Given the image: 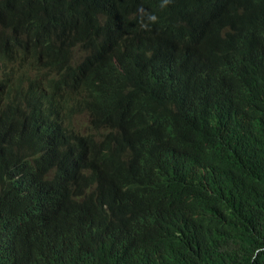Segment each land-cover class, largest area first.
<instances>
[{
    "label": "trees",
    "instance_id": "1",
    "mask_svg": "<svg viewBox=\"0 0 264 264\" xmlns=\"http://www.w3.org/2000/svg\"><path fill=\"white\" fill-rule=\"evenodd\" d=\"M55 3L41 17L28 4L0 2V24L11 28L0 42V75L14 42L45 74L28 100L42 148H22L14 127L0 152V192L13 199L0 264H19L26 239L46 248L50 264H173L161 239L182 242L199 230L222 260L264 257V90L251 92L247 80L264 61V0ZM190 34L196 49L185 52ZM139 67L155 96L126 91ZM208 69L228 81L214 99L204 95ZM45 121L96 124L99 140H55ZM118 128L144 139L154 180L145 172L137 188L114 185L102 150ZM105 234L127 236V246L104 248Z\"/></svg>",
    "mask_w": 264,
    "mask_h": 264
},
{
    "label": "clouds",
    "instance_id": "2",
    "mask_svg": "<svg viewBox=\"0 0 264 264\" xmlns=\"http://www.w3.org/2000/svg\"><path fill=\"white\" fill-rule=\"evenodd\" d=\"M25 3L41 17L52 15L56 0H14ZM81 6L92 4V0H78ZM91 6V5H90ZM190 43L184 47L185 52L196 49L197 39L194 34L189 36ZM22 43L14 42L6 57V65L0 75V152L4 153L7 145L4 136L17 127L23 131V139L20 146L25 149L39 150L43 146L40 140L39 117L28 102L31 94L42 91L45 86V74L43 68L36 62L34 57L26 55ZM264 61L250 66L247 71V80L251 92L258 93L264 90ZM204 95L214 99L220 97L228 90V81L215 70H205L202 73ZM260 86V87H259ZM126 91L138 97L150 98L155 96L157 89L150 82L142 68L133 71L131 78L126 82ZM54 92H50L47 109L53 103ZM49 135L55 140L67 141L73 138L79 144L93 145L99 140L98 125L84 122L74 123L70 126H60L44 122ZM146 143L144 139L134 131L125 128L114 130L110 144L102 150L103 163L112 182L121 190L134 189L141 186L148 178L145 172L150 173L154 180L155 171L150 167L145 158ZM119 150V152H117ZM104 153H107L104 155ZM11 164L6 162L4 170L11 172ZM158 176V175H157ZM158 178V177H157ZM156 183H159L156 181ZM13 199L0 192V234L4 230L11 216ZM159 239L154 236L150 242ZM162 243L170 247L168 255L173 264H264V257L258 252L248 259L247 263H238L222 260L214 253L213 248L205 239V231H195L182 242L162 240ZM128 237L125 235L105 234L98 243L110 251L123 249L127 246ZM264 250V248H263ZM19 264H50L47 258L46 248L41 244L26 239L25 253L20 258Z\"/></svg>",
    "mask_w": 264,
    "mask_h": 264
},
{
    "label": "bare ground",
    "instance_id": "3",
    "mask_svg": "<svg viewBox=\"0 0 264 264\" xmlns=\"http://www.w3.org/2000/svg\"><path fill=\"white\" fill-rule=\"evenodd\" d=\"M3 1H5V0H0V2H3ZM3 19H4V22H6V21H8V19H10V18H9L8 15H5V17H4ZM10 20H11V19H10ZM10 32H11V28H10V27H5L4 25L0 24V34H1L0 42H3V40H7V39H9V38H10V35H11ZM4 35H5L6 37H4ZM55 128H56V129H59L60 126L55 125Z\"/></svg>",
    "mask_w": 264,
    "mask_h": 264
}]
</instances>
